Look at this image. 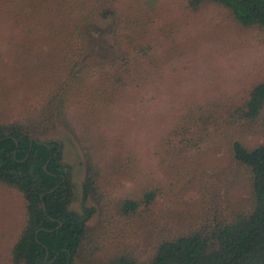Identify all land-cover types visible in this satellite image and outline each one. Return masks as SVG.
Wrapping results in <instances>:
<instances>
[{
	"label": "rangeland",
	"instance_id": "rangeland-1",
	"mask_svg": "<svg viewBox=\"0 0 264 264\" xmlns=\"http://www.w3.org/2000/svg\"><path fill=\"white\" fill-rule=\"evenodd\" d=\"M190 2L0 0V120L25 117L50 96L53 81L41 75V51L61 42L60 29L70 27L83 47L90 74L70 99L74 129L57 124L53 136L64 142L79 197L87 147L102 168L105 199L101 207L93 199L87 206L96 209L90 227L105 255L146 260L165 241L251 209L250 176L234 161L232 144L263 145L264 121L234 125L229 115L264 81V34L243 28L220 6L195 10ZM113 14L122 22L137 15L150 20L157 63L140 67L151 75L144 88L126 91L109 109L94 108L96 79L127 47ZM208 104L221 106L228 122L207 133L197 129L198 140L181 126L194 108ZM149 192L156 199L147 206ZM127 200L138 203L135 213L118 208ZM24 223L23 196L0 185V264H10Z\"/></svg>",
	"mask_w": 264,
	"mask_h": 264
},
{
	"label": "trees",
	"instance_id": "trees-1",
	"mask_svg": "<svg viewBox=\"0 0 264 264\" xmlns=\"http://www.w3.org/2000/svg\"><path fill=\"white\" fill-rule=\"evenodd\" d=\"M207 4L226 9L243 28L264 34V0L190 2L195 10ZM113 20L117 36L127 39V47L96 79L94 108L109 109L126 91L144 88L151 75L148 71L142 73L140 67L148 68L157 63L151 22L147 17L137 15L131 21L122 22L113 14ZM62 36L59 44L41 51V58L45 59L41 75L53 81L50 96L41 108L25 117L0 120V185L20 193L25 202V223L11 249L10 264H90L96 261L101 264H264V144L248 149L240 142L232 144V153L234 161L250 176L252 206L247 213L204 223L165 241L146 260L122 253L105 255L95 230L90 227L96 209L87 206L89 199L97 201L99 206L105 199L100 179L102 168L87 147L86 177L79 197L73 168L64 160V142L53 136L57 124L74 129L70 99L90 74L83 66V47L78 35L72 33L70 27H64L56 34L57 38ZM220 110L218 104L198 106L186 116L187 126L181 127L191 136H198L197 129L207 133L211 126L228 122L224 110ZM229 118L236 121L234 125L264 121V81L252 86L247 99ZM200 136L198 140H202ZM155 199L156 193L149 192L144 202L149 206ZM78 201L80 211L75 208ZM118 208L128 215L135 213L139 205L127 200Z\"/></svg>",
	"mask_w": 264,
	"mask_h": 264
},
{
	"label": "water",
	"instance_id": "water-1",
	"mask_svg": "<svg viewBox=\"0 0 264 264\" xmlns=\"http://www.w3.org/2000/svg\"><path fill=\"white\" fill-rule=\"evenodd\" d=\"M58 186H59V185H58ZM58 186H57L55 189H53L51 192L55 191V190L58 188ZM48 257H49V252L47 251L46 259H48Z\"/></svg>",
	"mask_w": 264,
	"mask_h": 264
}]
</instances>
